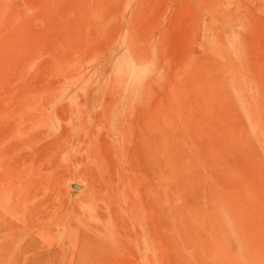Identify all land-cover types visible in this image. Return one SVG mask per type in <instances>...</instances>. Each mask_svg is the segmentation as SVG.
I'll return each mask as SVG.
<instances>
[{
  "label": "rangeland",
  "instance_id": "1",
  "mask_svg": "<svg viewBox=\"0 0 264 264\" xmlns=\"http://www.w3.org/2000/svg\"><path fill=\"white\" fill-rule=\"evenodd\" d=\"M262 74L264 0H0V264H264Z\"/></svg>",
  "mask_w": 264,
  "mask_h": 264
},
{
  "label": "bare ground",
  "instance_id": "2",
  "mask_svg": "<svg viewBox=\"0 0 264 264\" xmlns=\"http://www.w3.org/2000/svg\"><path fill=\"white\" fill-rule=\"evenodd\" d=\"M150 12H151V11H150ZM130 31H131V30H130ZM246 63H247V62H246ZM251 63H252V62H251ZM255 63H256V62H255ZM260 63H261V62H260ZM260 63H259V64H260ZM253 64H254V63H253ZM258 66H259V65H258ZM251 67H252V66H251ZM261 67H262V66H261ZM261 67H259V68H261ZM241 68H242V67H241ZM253 69H254V68H253ZM255 69H256V68H255ZM247 70H248V69H247ZM257 70H259V69L257 68ZM256 72H257V71H256ZM260 72H261V71H260ZM251 73H252V72H251ZM248 75H249V74H248ZM262 75H263V74H262ZM250 76H251V74H250ZM252 76H253V74H252ZM252 76H251V77H252ZM254 76H255V74H254ZM257 76H258V75H257ZM259 76H261V75H259ZM263 76H264V75H263ZM244 79H245V78H244ZM246 80H248V79H246ZM248 81H249V80H248ZM256 81H258V80H256ZM261 81H263V80H261ZM245 82H246V81H245ZM261 84H262V83H261ZM258 86H259V85H258ZM256 87H257V86H256ZM260 87H262V86H260ZM263 87H264V86H263ZM261 92H262V91H261ZM247 97H248V96H247ZM250 99H251V98H250ZM250 102H251V100H250ZM249 110H250V107H249ZM253 112H254V111H253ZM256 113H257V112H256ZM257 114H258V113H257ZM151 120H152V119H151ZM151 120H150V121H151ZM154 120H155V119H154ZM154 120H153V122H154ZM155 121H156V120H155ZM150 123H152V122H150ZM155 123H156V122H155ZM157 123H158V122H157ZM153 124H154V123H153ZM263 124H264V123H263ZM154 125H155V124H154ZM156 126H157V125H155V128H154V129L158 128V126H157V127H156ZM152 129H153V128H152ZM229 148H230V147H229ZM225 151H226V150H225ZM256 164H257V163H256ZM263 179H264V178H263ZM253 180H254V178H253ZM255 180H256V179H255ZM257 182H258V181H257ZM257 184H258V183H257ZM262 184H263V183H262ZM23 185H25V184H23ZM23 185H22V187H24ZM254 185H255V184H254ZM263 186H264V185H263ZM19 187H20V186H19ZM246 187H247V186H246ZM26 188H27V185L25 186V190H24V191L28 190V188H27V189H26ZM261 189H262V188H261ZM16 190H17V189H16ZM12 191H13V190H12ZM18 191H19V190H18ZM262 191H263V190H262ZM26 192H27V191H26ZM263 192H264V191H263ZM13 193H16V195L18 194L17 192H13ZM21 193H22V192H21ZM19 194H20V191H19ZM19 194H18V195H19ZM25 194H26V193H25ZM261 194H262V193H261ZM14 195H15V194H14ZM18 195H17V197H18ZM23 196H24V193H23ZM255 196H256V195H255ZM15 198H16V197H15ZM18 198H19V197H18ZM20 198H23V197L21 196ZM263 199H264V197H263ZM19 200H20V199H18V200L16 199V201H18L17 204H18L19 202H20L19 204H21L22 199H21L20 201H19ZM14 201H15V199H14ZM16 201H15V204H16ZM13 204H14V202H13ZM13 204H12V205H13ZM15 204H14V206L17 207V206H16L17 204H16V205H15ZM19 204H18V205H19ZM21 205H22V204H21ZM14 206H13V207H14ZM258 206H259V205H258ZM10 207H11V206H10ZM8 208H9V207H8ZM23 208H24V207H23ZM23 211H24V209H23ZM33 213H34V212H33ZM142 213H143V212H142ZM25 215H26V214H25ZM143 215H144V214H143ZM263 217H264V215H263ZM260 218H261V217H260ZM147 219H148V218H147ZM263 219H264V218H263ZM148 221H149V220H148ZM263 221H264V220H263ZM261 222H262V221H261ZM261 222H260V223H261ZM263 224H264V223H263ZM130 226H131V225H130ZM258 228H259V229H258L259 232H258V233L256 232V236L254 237V238H256V239L254 240V241H255L254 243H256L259 247H261V248L264 250V229H260V228H262V227H258ZM263 228H264V226H263ZM250 229H251V228H250ZM241 230H242V229H241ZM255 230H256V228H255ZM256 231H257V230H256ZM262 231H263V232H262ZM148 232H149V231H148ZM159 232H160V231H159ZM134 234H135V233H134ZM251 235H252V233H251ZM252 236H253V235H252ZM204 238H205V237H204ZM250 238H251V237H250ZM101 239H102V238H101ZM126 239H127V238H126ZM119 240H120V239H119ZM252 240H253V239H252ZM249 241H250V240H249ZM126 242H127V241H126ZM251 242H253V241H251ZM153 243H154V242H153ZM243 243H244V242H243ZM249 243H250V242H249ZM127 244H128V243H127ZM131 247H132V246H131ZM156 247H157V246H156ZM255 248H257V247H255ZM157 250H158V249H157ZM247 250H248V249H247ZM259 250H261V249H259ZM252 251H253V250H252ZM252 251H251V252H252ZM182 253H183V252H182ZM247 253H248V252H247ZM255 253H256V251H255ZM258 253L260 254L259 251H258ZM140 254H141V252H140ZM160 254H161V253H160ZM263 254H264V251H263ZM140 256H141V255H140ZM157 256H158V255H157ZM252 257H253V256H252ZM258 257H259V256H258ZM262 257H264V256L262 255ZM262 257H261V258H262ZM256 258H257V256H256ZM261 258H260V259H261ZM131 259H132V258H131ZM203 259H204V258H203ZM236 260H237V259H236ZM258 260H259V259H258ZM262 261H263V260H262ZM133 263H134V262H133ZM262 264H263V263H262Z\"/></svg>",
  "mask_w": 264,
  "mask_h": 264
}]
</instances>
